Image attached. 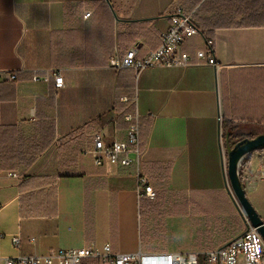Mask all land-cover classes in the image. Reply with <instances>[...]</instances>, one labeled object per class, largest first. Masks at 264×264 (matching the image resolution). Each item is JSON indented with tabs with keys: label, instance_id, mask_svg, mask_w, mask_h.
<instances>
[{
	"label": "crops",
	"instance_id": "crops-1",
	"mask_svg": "<svg viewBox=\"0 0 264 264\" xmlns=\"http://www.w3.org/2000/svg\"><path fill=\"white\" fill-rule=\"evenodd\" d=\"M245 1L240 12L237 0H0V70L17 72L0 82V256L103 244L112 253H200L242 233L227 178L235 144L222 121L243 139L264 133V0ZM177 6L203 30L181 44L190 64L109 67L133 45L137 57L155 49ZM206 39L218 68L195 63ZM52 69L63 77L58 93L52 78L32 81ZM136 112L140 161L95 165L92 135L106 146L125 140L124 115ZM263 167L260 149L238 175L264 222ZM138 174L154 200L138 196Z\"/></svg>",
	"mask_w": 264,
	"mask_h": 264
},
{
	"label": "built area",
	"instance_id": "built-area-1",
	"mask_svg": "<svg viewBox=\"0 0 264 264\" xmlns=\"http://www.w3.org/2000/svg\"><path fill=\"white\" fill-rule=\"evenodd\" d=\"M89 12L84 17L89 16ZM169 27L159 34V43L153 50L145 55L137 57V46H131L122 56L114 53L109 59V67L117 70L129 68L138 73L153 66H186L192 62L191 56L181 50V44L190 37L201 35L202 30L197 26L192 15L177 6L169 15ZM206 49L195 52V63L207 64L218 68L213 55V41L205 40ZM17 78L16 71H1L0 82L14 81ZM53 79V90L58 93L63 88V77L59 69H52L41 77L33 76L32 81L48 83ZM127 122L126 139H114L106 146L98 133L92 135V148L86 153L93 158L95 165H101L104 161L113 164L128 165L132 161L139 162L141 151L139 148V114H125ZM133 155V158L130 155ZM9 175L18 178L15 172ZM259 176L264 179V167L259 169ZM138 196L149 200L156 198V190L149 184L148 178L138 174ZM12 244L17 246L19 240L12 238ZM264 256V241L255 228L247 225L237 237L223 246L205 252H162L124 254L112 253L108 244L100 248L78 247L70 249H58L45 255H16L0 256V264H80L83 259L95 258L101 264H261Z\"/></svg>",
	"mask_w": 264,
	"mask_h": 264
},
{
	"label": "water",
	"instance_id": "water-1",
	"mask_svg": "<svg viewBox=\"0 0 264 264\" xmlns=\"http://www.w3.org/2000/svg\"><path fill=\"white\" fill-rule=\"evenodd\" d=\"M260 149H264V133L252 138L242 139L235 143L227 154V178L239 211L245 217L247 225L255 228L264 241V222L246 198L241 179L238 175V166L242 158Z\"/></svg>",
	"mask_w": 264,
	"mask_h": 264
},
{
	"label": "trees",
	"instance_id": "trees-1",
	"mask_svg": "<svg viewBox=\"0 0 264 264\" xmlns=\"http://www.w3.org/2000/svg\"><path fill=\"white\" fill-rule=\"evenodd\" d=\"M237 1H238V9H239V11L240 12H244V10H246V8L248 6V2L245 1V0H237ZM256 8L257 7H255L254 10H252V12L254 11L255 15L258 13V11H257L258 8L257 9ZM250 18H253L252 14L244 15V16L241 17L239 23L242 24L243 22H247L248 20L250 21L251 20ZM263 132H264V130H263ZM256 135H257L256 133H251V134L247 135V138H252V137H254ZM222 137H223L224 141H226L227 143L229 142L231 145H234L236 142H238L241 139L245 138L246 135L244 136V134L241 133L239 125H235V124H233V123H231V122H229V121L224 119L222 121Z\"/></svg>",
	"mask_w": 264,
	"mask_h": 264
},
{
	"label": "rangeland",
	"instance_id": "rangeland-1",
	"mask_svg": "<svg viewBox=\"0 0 264 264\" xmlns=\"http://www.w3.org/2000/svg\"><path fill=\"white\" fill-rule=\"evenodd\" d=\"M191 15H192V13L191 12H189ZM192 17H193V15H192ZM194 18V17H193ZM195 19V18H194Z\"/></svg>",
	"mask_w": 264,
	"mask_h": 264
}]
</instances>
